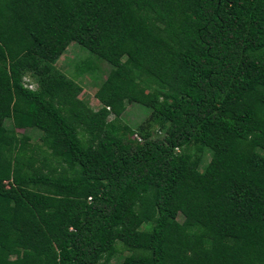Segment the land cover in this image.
<instances>
[{
  "label": "trees",
  "instance_id": "1",
  "mask_svg": "<svg viewBox=\"0 0 264 264\" xmlns=\"http://www.w3.org/2000/svg\"><path fill=\"white\" fill-rule=\"evenodd\" d=\"M71 43L108 66L97 109ZM118 254L264 264V0H0V264Z\"/></svg>",
  "mask_w": 264,
  "mask_h": 264
},
{
  "label": "rangeland",
  "instance_id": "2",
  "mask_svg": "<svg viewBox=\"0 0 264 264\" xmlns=\"http://www.w3.org/2000/svg\"><path fill=\"white\" fill-rule=\"evenodd\" d=\"M56 67L69 79H72L81 85L82 92L79 94L80 98L87 101L94 109L99 107V102L96 100L94 94L105 78V74L108 70L107 64L104 63L102 59L89 53L77 43H71L57 60ZM25 82L27 86L32 85L33 88L35 87V83L31 79H28ZM148 112L149 111L146 108L140 107L139 109L135 105L128 104L121 120L127 125L135 126L145 118V115H147ZM112 117L113 116L110 115L109 119ZM6 125L7 127H12L10 121L6 122ZM15 131L17 135H29L31 142H37L41 134L38 129L31 127L28 124L15 129ZM204 160L207 162L208 157H205ZM121 256V254L115 256L112 259V264H118L121 261Z\"/></svg>",
  "mask_w": 264,
  "mask_h": 264
},
{
  "label": "built area",
  "instance_id": "3",
  "mask_svg": "<svg viewBox=\"0 0 264 264\" xmlns=\"http://www.w3.org/2000/svg\"><path fill=\"white\" fill-rule=\"evenodd\" d=\"M28 88H31V89H32V88H33V86H32V85H28Z\"/></svg>",
  "mask_w": 264,
  "mask_h": 264
}]
</instances>
